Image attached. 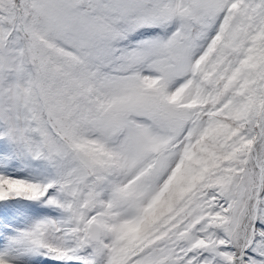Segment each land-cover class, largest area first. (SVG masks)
Returning a JSON list of instances; mask_svg holds the SVG:
<instances>
[{"label": "snow or ice", "instance_id": "6c2138e0", "mask_svg": "<svg viewBox=\"0 0 264 264\" xmlns=\"http://www.w3.org/2000/svg\"><path fill=\"white\" fill-rule=\"evenodd\" d=\"M0 264H264V0H0Z\"/></svg>", "mask_w": 264, "mask_h": 264}]
</instances>
